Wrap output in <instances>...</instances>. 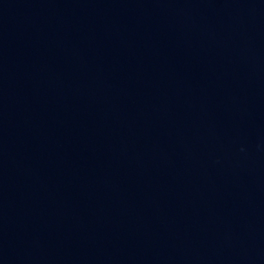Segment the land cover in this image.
<instances>
[{
  "label": "water",
  "instance_id": "water-1",
  "mask_svg": "<svg viewBox=\"0 0 264 264\" xmlns=\"http://www.w3.org/2000/svg\"><path fill=\"white\" fill-rule=\"evenodd\" d=\"M0 264H264V0H0Z\"/></svg>",
  "mask_w": 264,
  "mask_h": 264
}]
</instances>
